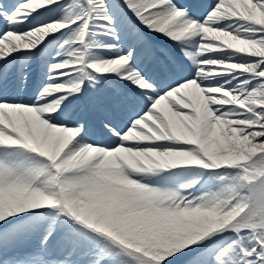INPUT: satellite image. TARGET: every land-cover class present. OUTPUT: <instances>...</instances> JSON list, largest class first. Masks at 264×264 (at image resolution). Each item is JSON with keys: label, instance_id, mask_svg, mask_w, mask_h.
<instances>
[{"label": "snow or ice", "instance_id": "1", "mask_svg": "<svg viewBox=\"0 0 264 264\" xmlns=\"http://www.w3.org/2000/svg\"><path fill=\"white\" fill-rule=\"evenodd\" d=\"M0 264H264V0H0Z\"/></svg>", "mask_w": 264, "mask_h": 264}]
</instances>
